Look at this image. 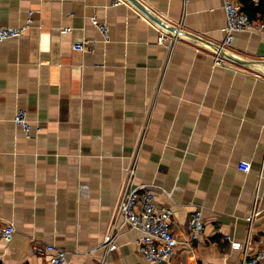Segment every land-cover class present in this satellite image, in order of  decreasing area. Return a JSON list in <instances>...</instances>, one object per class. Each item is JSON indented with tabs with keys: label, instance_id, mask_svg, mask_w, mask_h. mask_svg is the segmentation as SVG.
Masks as SVG:
<instances>
[{
	"label": "crops",
	"instance_id": "1",
	"mask_svg": "<svg viewBox=\"0 0 264 264\" xmlns=\"http://www.w3.org/2000/svg\"><path fill=\"white\" fill-rule=\"evenodd\" d=\"M115 0H0V27L20 38L0 43V225L16 230L1 245L3 264H47L33 240L65 249L69 264H149L136 229L123 228L115 250L102 247L112 228L126 170L134 185L155 187V204L172 211L181 241L201 211L203 235L192 252L177 247L171 264H240L259 184L249 256L264 234V78L184 39L160 45L163 31ZM161 19L207 42L225 39L224 0H139ZM252 20L264 11L243 3ZM105 23L109 42L91 24ZM61 28H71L61 34ZM92 42V51L72 49ZM227 48L264 61V34H233ZM24 109L31 134L13 124ZM251 164L249 173L238 170Z\"/></svg>",
	"mask_w": 264,
	"mask_h": 264
},
{
	"label": "built area",
	"instance_id": "2",
	"mask_svg": "<svg viewBox=\"0 0 264 264\" xmlns=\"http://www.w3.org/2000/svg\"><path fill=\"white\" fill-rule=\"evenodd\" d=\"M186 1V0H185ZM253 4H258L263 0H249ZM122 0H115L113 5L122 4ZM223 12L225 17V39L222 46L227 47L232 43L233 34L247 32L253 34H264V12L256 20L250 19L242 10V6L233 0H224ZM32 12H28L25 22L16 27H0V43L8 39H16L27 33L32 25ZM91 24L99 31L103 42H109V31L105 23L99 22L96 17L90 18ZM71 28H61V34L68 33ZM171 37L165 31L157 37V43H165L177 40ZM92 42L83 40L72 45L76 52L85 53L92 51ZM216 65H223L220 57H215ZM260 78H264L260 75ZM13 124L23 130L27 137L31 134V125L27 119V113L24 109H18L13 117ZM136 170V159L126 170L123 191L119 202L116 205L113 214L112 228L108 234V239L102 247L107 250H115L118 236L123 228H131L139 231L140 236L137 240L138 252L141 258L149 264H171L177 247L182 245L189 252H192L195 242L203 235L204 220L201 211H194L188 221L185 236L179 241L171 230L172 211L155 204V187L148 184L134 185L133 178ZM238 170L242 173H249L251 164L240 162ZM259 184L254 196L253 210L248 216L249 234L243 242L234 241L230 236H224L223 241L230 244L231 248L242 252L240 264H264V234L260 240L258 251L249 256L251 247V228L254 219L262 213L258 208L260 199ZM16 234L15 227L11 223L0 225V246H8ZM32 251L35 255L47 258V264H69L67 260V251L52 243L33 240ZM0 264H3L2 254L0 252Z\"/></svg>",
	"mask_w": 264,
	"mask_h": 264
},
{
	"label": "water",
	"instance_id": "3",
	"mask_svg": "<svg viewBox=\"0 0 264 264\" xmlns=\"http://www.w3.org/2000/svg\"><path fill=\"white\" fill-rule=\"evenodd\" d=\"M124 1L134 6L141 14H143L147 19L152 21L163 31L168 33L172 38L176 37L179 39H184L193 44L199 45L200 47L220 57L223 61V64H226L225 63L226 61L234 64H238L248 69L258 71L260 74L264 76V61L247 60L231 52L227 47H224L221 44H214L211 42H207L206 40L202 39L201 37L195 34L186 32L185 30L173 24H170L169 22L158 17L154 12H152L149 8H147V6H145L139 0H124ZM171 43L172 42H170V44Z\"/></svg>",
	"mask_w": 264,
	"mask_h": 264
},
{
	"label": "trees",
	"instance_id": "4",
	"mask_svg": "<svg viewBox=\"0 0 264 264\" xmlns=\"http://www.w3.org/2000/svg\"><path fill=\"white\" fill-rule=\"evenodd\" d=\"M243 3L246 4V5L249 4L248 0H243ZM263 12H264V11H263ZM263 12H262V13H263Z\"/></svg>",
	"mask_w": 264,
	"mask_h": 264
}]
</instances>
